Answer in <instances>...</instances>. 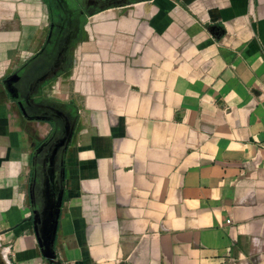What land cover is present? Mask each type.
<instances>
[{"label": "crops", "instance_id": "0c3cea01", "mask_svg": "<svg viewBox=\"0 0 264 264\" xmlns=\"http://www.w3.org/2000/svg\"><path fill=\"white\" fill-rule=\"evenodd\" d=\"M109 1L0 0V264H264V0Z\"/></svg>", "mask_w": 264, "mask_h": 264}, {"label": "water", "instance_id": "95a60500", "mask_svg": "<svg viewBox=\"0 0 264 264\" xmlns=\"http://www.w3.org/2000/svg\"><path fill=\"white\" fill-rule=\"evenodd\" d=\"M11 84H13V82ZM66 131H67L66 139L68 141H70L72 136H73V133H74V124L73 123L67 124ZM62 200H63V194L60 193L58 198L57 197L53 198V200L51 201V205H50L49 214L51 216V221L53 222V225H52V228L50 229L48 237H47V239H48L47 251L48 252L46 253V256L48 258L52 259V261L54 259V254L51 252L50 246L54 242V238H55V235H56L58 217H59V214H60V207H61V204H62Z\"/></svg>", "mask_w": 264, "mask_h": 264}, {"label": "rangeland", "instance_id": "374dc122", "mask_svg": "<svg viewBox=\"0 0 264 264\" xmlns=\"http://www.w3.org/2000/svg\"><path fill=\"white\" fill-rule=\"evenodd\" d=\"M117 0H110L109 2H106V3H108V4H111V3H114V2H116Z\"/></svg>", "mask_w": 264, "mask_h": 264}, {"label": "built area", "instance_id": "2783aa9c", "mask_svg": "<svg viewBox=\"0 0 264 264\" xmlns=\"http://www.w3.org/2000/svg\"><path fill=\"white\" fill-rule=\"evenodd\" d=\"M229 221V220H228Z\"/></svg>", "mask_w": 264, "mask_h": 264}]
</instances>
